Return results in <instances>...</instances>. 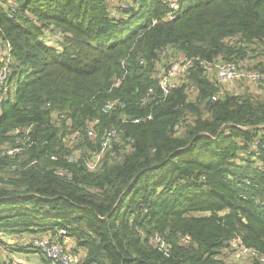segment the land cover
Wrapping results in <instances>:
<instances>
[{
	"label": "trees",
	"instance_id": "trees-1",
	"mask_svg": "<svg viewBox=\"0 0 264 264\" xmlns=\"http://www.w3.org/2000/svg\"><path fill=\"white\" fill-rule=\"evenodd\" d=\"M167 12L161 0H136L121 19L107 0H0L13 70L0 146L23 126L33 141L0 156V250L31 252L19 242L49 235L80 264H261L222 254L237 236L264 254V86L240 81L239 94L213 99L221 85L201 60L246 58L264 72V0H181L174 19ZM175 53L195 64L165 96L155 67ZM113 99L126 108L104 111ZM59 112L82 133L73 147ZM115 127L96 169L66 158L98 151Z\"/></svg>",
	"mask_w": 264,
	"mask_h": 264
},
{
	"label": "built area",
	"instance_id": "built-area-1",
	"mask_svg": "<svg viewBox=\"0 0 264 264\" xmlns=\"http://www.w3.org/2000/svg\"><path fill=\"white\" fill-rule=\"evenodd\" d=\"M108 9L110 17L112 18H127L131 13V8L134 7L136 0H107ZM167 5L168 12L166 13L165 19L171 20L177 16V12L180 9L181 0H161ZM15 6L16 3H10ZM60 34L62 37V32L59 29H54L51 34L53 37L56 34ZM52 43L51 41H48ZM11 44L9 41L2 42L0 44V103L7 97L8 91V81L12 73V54H11ZM165 53V51H163ZM177 54V55H176ZM176 55V56H175ZM205 68L209 72H214L216 74V84H220L221 88L212 96L213 99L220 98L227 89L231 90L232 93L239 94L237 83L242 81L245 84L248 83H258L264 86V72L258 69L252 68L249 61L245 59H226L224 56H219L215 63L206 64L205 61L201 60ZM195 64L193 58L185 57L182 54L175 53L173 59L171 60L168 67H163L160 65L159 61L156 63L155 72L159 80V87L163 92V95H168L169 92L177 85H181L184 82V78L188 77L191 71V67ZM123 77L117 78L113 86H118ZM236 81V82H235ZM235 82V83H233ZM224 85V87L222 86ZM240 91V90H239ZM153 92V88L149 89V94ZM126 102L121 99H113L108 101L103 107L104 111L112 112L118 109H125ZM58 119L61 121L65 120L66 126L60 129V134L65 130V136L62 138L65 143L70 144L73 147L81 138V132L72 131V122L69 120L68 115L65 112H59ZM134 121H139V118L133 119ZM98 123V119H93L90 121L89 130L87 131L88 136L91 140H95L97 137L95 125ZM32 126L18 127L15 130L16 138L14 143H6L0 146V156L2 155H15L26 149L28 146L33 144L31 140ZM119 138L118 128H110L105 131L102 136L101 148L98 151H87L84 149L83 155L79 158L81 154L80 150H76L75 153L67 155V159L70 161H75L82 159L88 169H96L104 159V155L107 150L110 149L113 139ZM259 140L254 141V146L258 144ZM246 152V154H249ZM57 159V155L52 156ZM112 159L115 158L114 155L111 156ZM60 174H64V170H59ZM21 245H30L33 248L31 252H34L38 257H41L45 264H80V256L69 249L64 243L58 239H53L49 235L44 236H30L25 239ZM230 247L235 249L239 255L247 257L246 259L252 261L255 257H259L261 264H264V254H259L257 250L253 247L245 245L240 238L235 237L230 241ZM9 252V251H7ZM3 257H7V260H2ZM0 264H28L23 258H18L5 254L1 256Z\"/></svg>",
	"mask_w": 264,
	"mask_h": 264
},
{
	"label": "rangeland",
	"instance_id": "rangeland-1",
	"mask_svg": "<svg viewBox=\"0 0 264 264\" xmlns=\"http://www.w3.org/2000/svg\"><path fill=\"white\" fill-rule=\"evenodd\" d=\"M62 31V30H61ZM45 37H46V39H47V41H51L53 44H58V42H59V38H60V34H56L54 37H53V34H51L50 32H48V33H46L45 34ZM60 45V44H59ZM236 82V81H235ZM235 82H233V83H235ZM246 85V84H245ZM179 85H177V86H175L173 89H175L176 87H178ZM172 89V90H173ZM240 91H243V89H244V87H240V88H238ZM171 90V91H172ZM238 90V92H240ZM263 90H264V87H263ZM170 91V92H171ZM169 92V93H170ZM64 142H65V140H64ZM15 234H13V236H14ZM15 237H12L11 239H14ZM16 240H17V238H15ZM2 251H4V253H7V254H9V252H7V251H10V250H8V249H3ZM29 253H34V252H29ZM28 253V254H29ZM222 257H224L225 259H227V260H230V261H232V262H239V261H241V262H243V263H247V262H249V260H247L246 258L247 257H243V256H241V255H239V253L235 250V249H233L232 247H230V246H228V247H226V248H224L223 249V254H222ZM40 259H41V261L43 260L41 257H39ZM2 260H7V257H3L2 258Z\"/></svg>",
	"mask_w": 264,
	"mask_h": 264
},
{
	"label": "crops",
	"instance_id": "crops-1",
	"mask_svg": "<svg viewBox=\"0 0 264 264\" xmlns=\"http://www.w3.org/2000/svg\"><path fill=\"white\" fill-rule=\"evenodd\" d=\"M14 243H16V242L14 241ZM3 249H5V248H1V250H0V256H4L6 254V253H4V251H2ZM9 252H10L11 256H15V257H18V258L25 259L28 264H45L44 260L41 261V259L38 256H36L35 254H33V253L31 254L29 252H21V251H13L12 252L11 250Z\"/></svg>",
	"mask_w": 264,
	"mask_h": 264
}]
</instances>
